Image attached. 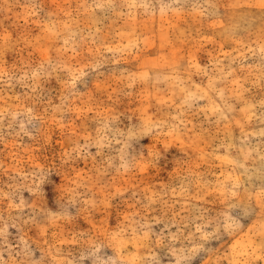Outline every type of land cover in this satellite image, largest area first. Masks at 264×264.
I'll return each mask as SVG.
<instances>
[{
  "label": "rangeland",
  "instance_id": "374dc122",
  "mask_svg": "<svg viewBox=\"0 0 264 264\" xmlns=\"http://www.w3.org/2000/svg\"><path fill=\"white\" fill-rule=\"evenodd\" d=\"M262 5L264 0H8L0 8V65L12 77L2 85L0 106L24 101L46 119L42 133L39 121L27 125L30 136L16 135L23 116L11 127L8 116L0 127V190L12 192L16 203L22 196L23 218H35V224L24 226L34 259L44 255L46 239L59 243L69 259L84 254L83 264H107L112 247L89 255L73 237L104 234L103 239L111 232L112 242L124 245L119 225L131 217L151 223L152 241L167 237L166 246L139 250L158 264H264V136L258 135L264 131ZM41 64L50 75L38 74ZM21 70L37 74L35 93L31 79L28 87L19 82ZM73 80L84 102L77 100L72 112L55 113L53 121V110ZM188 92L200 98L188 100L191 108L185 106L181 124L173 117ZM98 111L119 116L116 135L109 139L131 137L128 156L150 163L134 174L105 176L111 186L97 199L107 197L106 203L89 212L79 204L69 207L60 189L65 173L92 175L93 161L61 166V156L71 147L69 136L85 129L95 134ZM143 121H167L179 131L136 135ZM121 148L113 142L105 155L118 158ZM37 166L52 169L38 201L46 212L28 207L37 197L20 187V169L27 174ZM196 180L210 185L199 196ZM181 183L191 185L190 196L169 195L164 199L170 207L154 203L144 211L148 197ZM216 186L221 190H212ZM9 203L5 197L0 205L5 220ZM65 212V220L47 227L48 213ZM8 232V242L19 251L22 233L10 225ZM127 248L136 251L131 244Z\"/></svg>",
  "mask_w": 264,
  "mask_h": 264
},
{
  "label": "clouds",
  "instance_id": "9594fccd",
  "mask_svg": "<svg viewBox=\"0 0 264 264\" xmlns=\"http://www.w3.org/2000/svg\"><path fill=\"white\" fill-rule=\"evenodd\" d=\"M8 0H0V8L7 6ZM264 7V5H262ZM261 51L264 52V47L261 48ZM3 51L0 50V57H2ZM48 65H52V61L49 60L46 62ZM54 68L59 67V65H52ZM98 66V65H97ZM23 71V75L19 77V82L25 87H28V80H32L31 85L33 93L36 92V89L39 87V83L36 80V73L29 71ZM40 76H48L51 73L45 69V65H40V70L38 73ZM83 75V73H82ZM7 77V80L5 79ZM12 77L3 70L2 65H0V93L3 91L2 85L10 83ZM76 81L73 80L70 83H67L65 86V95L62 97L61 105L57 106L53 110V115L50 117L53 121L56 119L55 113L59 112L61 114L72 112L75 109V104L77 100L84 102V97L76 90L75 88ZM187 99L182 100L178 106L179 114L176 117H173V120H180V123L183 124L184 121L180 119L181 116L185 114V106L191 108V104L188 103L189 99H199V96H196L192 92L187 93ZM0 99H4L0 95ZM25 100L31 99V97L26 96ZM11 117L10 127L17 123V118L23 116L24 119L19 121V132L16 133L19 136L21 133L24 135H31L30 130L27 125L33 124L34 121H39L41 123V128L37 129L38 132H43V124L46 122L45 116L41 115L34 111L33 107H25L24 101L17 105H8L0 106V127L3 125V121L6 117ZM227 119V117H222ZM119 119V116L111 111H98L93 117L98 124L95 134L89 132L85 129L82 133L78 134L75 138L69 136L71 142V147L67 149L61 156V166L67 164L69 161H76L79 159H91L93 161V174H82L75 173L73 175L65 173L66 183L62 185L61 199L65 200L69 207L79 204L85 210L91 212L96 208L103 206L106 203L107 197L102 199H97L98 193H103L110 184L104 183V177L109 175L111 172H115L117 177H122L124 175H130L138 172L141 168V165L145 163H150L145 161L143 157H129L127 154V148L130 146L129 140L131 137L126 139H109L111 134L115 137L116 133L113 131V126L115 122ZM168 128L169 131L165 132V128ZM179 131V125L169 124L167 121H156L149 122L143 121L140 128L135 133L136 135H148L155 133L157 136L169 135L173 132ZM260 136H264V131L258 133ZM3 137L0 136V140ZM81 140L83 143H81ZM113 142L118 144H123V148L120 149L119 157L106 156L105 149L110 148ZM95 147L97 149L95 154H92L89 149ZM97 158L99 162H97ZM261 160H264V155L261 156ZM0 168H3V164L0 163ZM52 171L51 168L44 166H37L33 168L30 173L25 174L21 168L18 172V175L23 179L24 183L20 187L26 188L34 196L37 197V201H34L28 207L32 208L33 211H36L39 208V212H46L47 210L39 204V198L42 194L41 185L44 183V180L47 178V175ZM193 175V173H189ZM198 175V174H197ZM195 188L197 190V196L200 192L206 188H209L210 185L206 183H201L200 180H196ZM190 184L181 183L179 188H171L169 192L167 187L162 190V193H156L154 197H148V203L144 205V211L152 210V205L154 203H162L166 207H170L168 201L164 199L166 196H190L189 188ZM235 187V185H233ZM19 191V188L15 189ZM212 190L219 191L221 190L220 186L212 188ZM227 191L231 192V189ZM234 194V193H233ZM261 196H264V189L261 191ZM5 197L10 201L8 209V220L4 219L2 209H0V264H83L84 260L87 258L86 255L82 254L77 260L75 258L69 259L65 256L59 246V243H49L48 240H44L43 243L45 247L42 249L44 255L41 256L39 260L33 258V252L31 245L29 243L30 237L27 236V232L24 231V226L35 224V218L25 220L23 218V210L26 206V201L23 197H20V202L16 203L13 199V193H4L0 190V205L3 204ZM13 210H18L20 215L13 216ZM39 214V213H37ZM51 217L52 222H50L47 227L52 228L55 226V222L65 220L67 218V212L62 215H55L48 213ZM138 215V213L136 214ZM141 219L147 220V217H142ZM155 223L162 222L161 219L154 221ZM179 223V222H177ZM11 227L18 228L22 233L20 237V244L17 247L20 248L19 251H16L12 245L8 242V228ZM264 227V225H262ZM104 234H76L73 239L76 243H79L89 255H95L99 253L101 247H112L114 250V257H112L107 264H158L155 257H145L140 254L139 250L142 248H149L155 244L156 246H166L165 241L167 237H164L163 234L157 237L155 241L151 240L152 231L151 223L141 224L139 220L129 218L128 221L122 222L119 225L118 235L122 240L126 241L124 245H116L112 242V233L109 232L103 239L101 236ZM175 239V237L173 238ZM32 243H37L32 241ZM131 244L136 251H129L127 245ZM22 245V246H21ZM261 247L264 248V242H262ZM5 252L8 253V259L4 258ZM93 264H98V261H93ZM177 264H180L177 261ZM245 264H248L246 261Z\"/></svg>",
  "mask_w": 264,
  "mask_h": 264
}]
</instances>
